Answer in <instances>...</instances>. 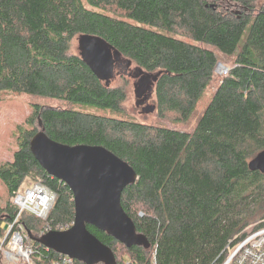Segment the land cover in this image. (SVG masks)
Listing matches in <instances>:
<instances>
[{"label": "trees", "instance_id": "16d2710c", "mask_svg": "<svg viewBox=\"0 0 264 264\" xmlns=\"http://www.w3.org/2000/svg\"><path fill=\"white\" fill-rule=\"evenodd\" d=\"M84 35L101 38L121 55L116 76L129 63L136 65L134 78L144 75L139 85L157 76L156 122L123 116L129 82L107 86L90 69L74 47ZM217 52L234 59L194 130L165 125L188 124L195 115L217 78ZM1 93L62 105L33 104L16 126L11 159L0 160L6 195L0 240L27 180L57 194L47 220L23 215L33 236L74 223L73 192L31 151L42 129L66 145L104 146L136 171L138 180L121 202L151 247L128 248L87 225L117 264H155V246L156 264H214L228 246L264 227V174L249 167L264 150V0H0ZM35 245L48 262L62 257Z\"/></svg>", "mask_w": 264, "mask_h": 264}, {"label": "water", "instance_id": "95a60500", "mask_svg": "<svg viewBox=\"0 0 264 264\" xmlns=\"http://www.w3.org/2000/svg\"><path fill=\"white\" fill-rule=\"evenodd\" d=\"M78 44L80 55L90 69L110 86L121 55L99 37L80 36ZM155 80L157 76H150L146 78L145 86H135L136 106L143 107L142 114L156 110V106L149 103ZM31 151L50 176L69 186L75 203V220L71 228L50 231L40 238L29 232L34 242L84 264H117L113 250L93 235L87 225L106 232L128 248L151 247L148 238L138 233L134 221L122 206L123 191L138 180L129 163L104 146H71L56 142L44 129L32 138ZM249 167L264 174V150L251 160Z\"/></svg>", "mask_w": 264, "mask_h": 264}, {"label": "built area", "instance_id": "2783aa9c", "mask_svg": "<svg viewBox=\"0 0 264 264\" xmlns=\"http://www.w3.org/2000/svg\"><path fill=\"white\" fill-rule=\"evenodd\" d=\"M56 198L57 194L41 181L17 193L13 201L18 212L5 225V234L0 240V264H79V261L66 255L48 262L22 223L25 213L41 220H47ZM140 215L142 216L143 213L140 212ZM50 231L53 230L45 229L35 237L40 238ZM44 248L48 252L51 251ZM227 252L222 260L219 258L220 262H214V264H264V227L251 232L237 245L228 246ZM156 254L157 247L155 246L153 252L155 264ZM128 264L133 263L129 262Z\"/></svg>", "mask_w": 264, "mask_h": 264}, {"label": "rangeland", "instance_id": "374dc122", "mask_svg": "<svg viewBox=\"0 0 264 264\" xmlns=\"http://www.w3.org/2000/svg\"><path fill=\"white\" fill-rule=\"evenodd\" d=\"M80 37H77L75 40V50H77L79 44L78 40ZM80 51V50H79ZM219 58L222 60L221 64L225 69L219 70L221 66H219L216 70L217 78L215 82L212 83L211 87L205 94L204 98L199 102L197 110L195 115L191 118L190 122L188 124H174L169 123L165 124L175 130L180 131H186V132H192L196 126L198 118L203 115L206 107L208 106L210 102V98L213 96L214 92L216 91V88L219 84V80L226 76L230 70V65L233 62L234 57H227L223 54L217 52ZM124 64V60L121 63V65ZM122 69H118L117 76L115 75L112 84H122L128 81L127 86V92H128V100L125 103V109L127 111V114H124L123 116L127 119H131L138 122L143 123H154L156 122V116L155 113L151 114H142L141 109L136 106L137 103V96H136V85H139V77L144 76L142 73H139V75L134 78L133 76L136 75V65H122ZM116 71V69H115ZM124 75V76H122ZM0 100H5L3 103L0 104V160H10L12 157V152L16 148L14 133L16 131L17 124H20L23 122L26 118V116L31 114V107L33 104L37 103L40 105H55V106H61L62 103H58L54 101L53 99L47 98V97H41V96H22L12 93H1L0 94ZM149 103L151 105H154L155 103V89L152 91V95L149 99ZM99 114L106 115V116H112L116 118H122L121 115L118 114H112L109 111L102 110V109H95ZM33 183L31 180L25 181L23 184L21 190H24L28 187H30ZM6 201V195L4 188L1 186L0 183V203L4 204ZM40 233V232H39ZM38 232H35V236L39 234Z\"/></svg>", "mask_w": 264, "mask_h": 264}, {"label": "bare ground", "instance_id": "6f19581e", "mask_svg": "<svg viewBox=\"0 0 264 264\" xmlns=\"http://www.w3.org/2000/svg\"><path fill=\"white\" fill-rule=\"evenodd\" d=\"M220 66H221L220 69H219L220 71L223 70V68L225 69V67H223L222 65H220Z\"/></svg>", "mask_w": 264, "mask_h": 264}, {"label": "flooded vegetation", "instance_id": "af4514ba", "mask_svg": "<svg viewBox=\"0 0 264 264\" xmlns=\"http://www.w3.org/2000/svg\"><path fill=\"white\" fill-rule=\"evenodd\" d=\"M138 83H140V82H138ZM144 94L146 95V93H145V92H144ZM139 108H140V109H141V111H142V108H143V107H142V106H140Z\"/></svg>", "mask_w": 264, "mask_h": 264}]
</instances>
